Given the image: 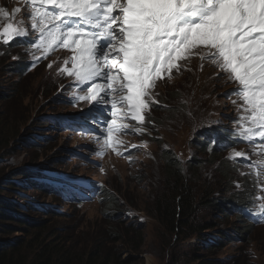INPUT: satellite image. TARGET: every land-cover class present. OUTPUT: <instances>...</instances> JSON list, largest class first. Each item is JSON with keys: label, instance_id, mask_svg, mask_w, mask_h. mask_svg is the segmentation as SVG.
Returning <instances> with one entry per match:
<instances>
[{"label": "rangeland", "instance_id": "rangeland-1", "mask_svg": "<svg viewBox=\"0 0 264 264\" xmlns=\"http://www.w3.org/2000/svg\"><path fill=\"white\" fill-rule=\"evenodd\" d=\"M16 6L23 8L22 0H0V7H5L10 12ZM23 16V20L27 24L28 18L24 11L17 14L16 19L20 20ZM14 41L11 42L12 45L0 43V184L2 181L6 182L5 179L3 180L5 177H8L13 184L7 187L0 186V199L4 204L17 209V214L31 216L33 222L37 219L47 221L43 232L62 238L74 239L76 237L82 241H90L94 246H97L99 242L105 244L102 250L103 257L100 258L102 259L101 264H170L172 261L175 264H198L207 258L218 260L223 264H264V225L254 229L249 243L236 241V228L241 226V221L236 217L238 214L226 215L228 211L221 206L226 190V187L222 185H227V180L222 178L221 186L217 188L220 176L216 175L219 169L216 171L215 164L205 162L199 178L197 174L194 176L189 171L187 164L189 157L194 154L202 160L209 157L208 151L202 152L198 146L192 143L197 140L196 137L194 140H191V135L189 138L187 137L188 133H191V124L198 125L200 123L199 120H196L199 117L194 107L195 104L189 110L192 114L188 115L189 111L186 113L187 124L185 126L178 125L173 131H171V127L175 122L171 119L170 112L163 114L164 111L161 109L164 107L153 106L151 112L157 111V116L161 114V118L165 120L161 131L157 128L154 131L148 130L147 125L144 124L147 132L151 133L150 135L133 133L135 139L138 140L136 144L140 146V158L139 156L135 158L127 152L114 156L111 154L113 152L109 151L104 156L98 155L99 161H92L90 159L96 154L87 153L89 160L86 161L85 166L102 165V167H106L102 172H108L105 180L107 187L118 190L115 192L118 206L121 209L131 210L138 216L132 225L126 222L124 226L120 227L119 234L128 242L126 245H122L120 242L113 243L114 234L107 233V223L111 224L112 231L118 229V226L114 225L105 215L106 212L114 209L112 203L96 204L99 199L94 198L92 203L95 204L74 207L75 203L71 202V206H58L60 205L58 204L59 199H56L55 196H42L40 191L38 192L33 186H30L28 179L32 176L26 177L25 165L30 164L29 167L32 166L35 170L45 171L51 168L63 170L64 161L72 162V164L68 166L70 169L61 172V182H64L68 173L78 176L79 179H76L78 181L89 180L92 183L101 181L92 172V169L88 170L82 162L75 159L76 151L69 158L66 155L73 148L77 147L80 150L84 141H80L73 135H62L59 130L55 132L51 130L52 127H49L47 121L38 119L43 115L67 113L64 111L68 109V100L75 102L72 106L74 110L76 107L83 106L82 103H77L72 99L74 88L65 84L66 77L57 74L54 69L56 65H53L52 69L47 67L51 59L49 61L40 59L33 62L31 48L17 40ZM24 53L27 54L24 55ZM37 55L39 54L37 53ZM13 57L18 58L13 59ZM52 57L56 58L54 60L58 58L56 54ZM186 63L189 67V64H194L195 61L188 60ZM19 64H21L19 67L27 68L22 74L28 75L18 79L15 76L19 77L22 74L20 75V71L12 68H17ZM30 66L33 68H29ZM183 70L187 69L184 67ZM185 73L184 71L179 74L175 73L173 81L169 79L158 81L162 85L157 89V93L161 97L157 100L165 102L169 91L174 98L177 93L175 86H180L177 85L176 80L182 79L180 77H183ZM58 77H62L61 80ZM170 86L173 88H168ZM182 87L187 98L195 100L196 103L199 101L200 94L206 92L202 101L205 108L211 109L214 117L230 121L235 115V106L231 103L229 96L225 95L234 85L224 83L217 73L207 72L203 78L201 75H197L196 78H188L182 82ZM234 98L232 97V99ZM10 99L11 101L17 100V102L11 103ZM168 104L170 105L168 109L174 110L175 116L178 117L180 113L177 105L181 104V99L174 98ZM159 105H165V103L159 101ZM205 108L198 110L199 115ZM78 111L87 116L81 108H78ZM74 115H76L75 120L81 121L77 112ZM147 118L149 117L147 116ZM78 125L81 124L78 123ZM98 128H103V125L92 127L94 133ZM158 132L161 135L159 137H162L160 143L151 139ZM95 135L98 134L95 133ZM5 136L7 137L5 138ZM146 143L148 144L146 145ZM164 143L169 144L170 148L172 147L176 151L182 150L178 159L182 163V175L187 177L184 179V183L191 187L195 199L201 198L200 210L194 214L196 219L193 221L197 230L192 225L188 229L185 226L179 230L166 229L157 219V215H151L156 202L155 196L164 194V191L167 192L165 190L167 189L166 182L169 179L167 172L173 168L171 167L173 165L168 164L164 157L163 152L166 150L163 147ZM145 146H147V151L149 149L151 151L143 154ZM57 158H61L63 163L56 162ZM101 160L104 161L101 162ZM129 162L136 165L126 166ZM34 174H36L35 171ZM241 177L239 173L237 179ZM243 180L245 181V179ZM211 188L213 189L212 197L219 194L216 197L220 199L218 204L222 208L215 214L210 213L209 207L206 206V196L211 193ZM236 188L240 189L241 186ZM108 195H113V193H108ZM30 201L31 203L39 201L41 204L43 202L46 205H56V213L46 216L36 209L34 211L18 209L20 208L18 204L27 207ZM76 202L78 204L81 200H76ZM13 203L18 204L13 205ZM29 208H32V205ZM15 216L19 217V215ZM208 223H213L212 228L201 231L200 228ZM3 225L8 226L0 235V241L4 243L22 245L24 241L34 240V233L37 235V231L33 230L36 225L31 228H23L17 224L13 226L12 222ZM217 230L226 231V234L221 236ZM39 231L41 232V230ZM249 234L247 229H243L240 238L247 240ZM134 235L138 237L135 242L139 241L140 244L137 250L133 248L135 242L132 244L130 241ZM56 238L51 237V240Z\"/></svg>", "mask_w": 264, "mask_h": 264}, {"label": "snow or ice", "instance_id": "snow-or-ice-1", "mask_svg": "<svg viewBox=\"0 0 264 264\" xmlns=\"http://www.w3.org/2000/svg\"><path fill=\"white\" fill-rule=\"evenodd\" d=\"M22 3L23 8L16 6L11 12L0 7V43L34 36L33 62L67 50V57H58L47 67L57 65V74L70 80L75 101L89 105L85 119L103 124L100 135L89 137L98 146L93 149L97 155L109 151L120 155L122 149L130 153L122 135H150L144 127L146 118L154 105L164 107L156 100L158 81L170 80L198 56L219 70L224 83L234 85L225 93L235 106L229 142L224 145L231 151L225 158L245 164L247 171L238 169L240 175L264 193V0ZM22 11L27 24L16 19ZM237 143H247L248 150L232 146ZM251 196L249 211L264 222V195Z\"/></svg>", "mask_w": 264, "mask_h": 264}, {"label": "trees", "instance_id": "trees-1", "mask_svg": "<svg viewBox=\"0 0 264 264\" xmlns=\"http://www.w3.org/2000/svg\"><path fill=\"white\" fill-rule=\"evenodd\" d=\"M12 69L20 71V75L23 73L24 70H27L25 66L18 68L14 67ZM27 75L28 74H22L19 77L15 76V78L19 79ZM202 98L203 95L201 94V99ZM9 101H11V99ZM14 101L17 102V100H12L11 103H15ZM177 107L179 113H181V108L179 106ZM166 112H170L169 115L171 119L175 122L174 126L171 127V131L176 129L178 125L182 126L183 121L181 115L176 117L174 114L175 111L171 110V108H164L163 114H166ZM202 113L203 114H201V120L204 124V121L209 116V112L207 110H204ZM155 119L159 127L162 126L165 120L164 118H161V114H159V116L156 115ZM222 126H224V124L209 127V129L207 130L204 128L203 141L199 143L197 142L198 140H196L192 143L198 146L201 149L200 151L202 152H206L209 150V157L205 160H202L194 154V156H188L189 159L187 164L189 166L190 173L194 176L197 174L198 178L202 173L201 169L203 168L205 162L215 164L216 171L217 169H219L218 174L216 175L220 176L217 188L221 186L220 180L222 178H225L227 180V185H222L226 187V190L225 195L222 199L223 205H220L222 206V208H225L228 211L226 215L230 216L232 215L231 207L237 208L240 206H244L245 204H247V199L249 198V195L244 191H239V189H235L233 185L235 180H237V178L239 177V172L235 168H233L224 158H222L223 155H221V151L218 149L221 145H224V142L227 143V140L229 142L228 135L230 128L227 126V124H225V130L219 132L220 127ZM200 127L202 128L203 125L200 124ZM6 137L7 136H5V138ZM157 141L160 142L161 140L157 138ZM210 141H215V143L208 144V142ZM171 148L163 152L168 164L173 165L171 166L173 167L172 169L169 168L172 171L167 169V176L169 177L166 182L167 189H165L167 190V192L164 191V194L159 193L160 195L155 196L156 202L154 203L151 215H157V219L166 229L179 230L182 229L184 226L187 227L186 229H188V227L192 225L194 229L197 230L198 228L193 225V221L194 219H196L194 213L200 210L201 198L195 199L192 195L191 187L184 183V179L187 177L182 175V163L178 159V155L182 153V150L179 149L178 151H176L174 148ZM27 167H29V164L24 166V168ZM4 179L6 180V182L2 181L0 186L7 187L8 185H13L8 177L3 178V180ZM191 180H193V178H191ZM212 194L213 189L211 188V193L206 196V206L209 207L210 213L215 214L217 211H221L222 208H220L221 206H219L218 204V201L220 199L216 197L219 194L214 195L213 197ZM16 204L13 203V205ZM18 205L20 206V208L18 209H20L21 211L27 209L32 211V208H29V206H31V201L27 204V207H23L20 204ZM15 215H19V217L17 218ZM49 215L50 214H47L46 216ZM7 222H12L13 226L17 224L23 228H31L32 226L36 225L33 230H35V232L37 231V235H35L34 233V240H28V242L24 241V244L22 245H15L14 243H4L3 241H0V264H101L102 259L100 258L103 257L102 250L105 244H101L99 242L97 246H94L92 242L82 241L78 238L76 239V237H74V239L65 237L62 238L61 236L55 234L43 232L47 226V221L43 219H37L33 222L31 216L17 214V209L11 207L8 204H4L2 202V199H0V235L3 233L4 229L8 227L3 225ZM208 225L210 227L206 228V226ZM259 225H264V222H259ZM117 226L118 229L115 231V233H112L114 234L112 237V242H120L122 245H126L128 242L121 234H119L121 231L120 227L123 226V223L119 222L117 223ZM212 226L213 223H208L204 227L202 226L200 230H208L212 228ZM245 229H247L250 233L246 240V243H249V241L251 240V236L253 235L254 228L250 225H246ZM39 230H41V232ZM217 232H219L221 236L222 233H224L223 230H217ZM51 237L57 238L55 240H51ZM136 238L138 237L135 235L134 237H131V243L135 242ZM139 245V241L135 242L133 244V248L137 250L139 248ZM107 254H105V256H107ZM110 255L112 256V254ZM170 264L175 263L172 261ZM198 264L223 263L215 259L207 258L203 259V261Z\"/></svg>", "mask_w": 264, "mask_h": 264}, {"label": "clouds", "instance_id": "clouds-1", "mask_svg": "<svg viewBox=\"0 0 264 264\" xmlns=\"http://www.w3.org/2000/svg\"><path fill=\"white\" fill-rule=\"evenodd\" d=\"M196 57L197 56H193L190 59V60H194L195 63L194 64H189V67H188V63L184 64V67L187 70H183L182 69L181 72L184 71L186 73L184 74L183 77H180L182 79L176 80L177 85H180V86H175L176 89H177V93L175 94L174 98L181 99V104L177 105V106H179L181 108L180 115H181V118H182V121H183L182 126H185L187 124L188 121H187V118H186V113L191 109L192 105L195 104L194 107H195V110H197L196 113H197V116L199 117V119H196V120H199L200 123L198 125L197 124H191V127H190V132L191 133H188L187 136L189 138L190 135H191V139L192 140H194V137H196L197 140H198L197 142L200 143L201 141H203L204 128L207 130V129H209V127H213V126H216V125L218 126V125L224 124V126L220 127V130H219V132H220L222 130H225V128H226L225 124H227V126L229 128H231L233 126V120L231 119L230 121H228V119L227 120H223L221 118H216V117H214L215 115H213L211 113L212 111H211L210 108H205L204 107V103L202 101L203 98L201 99V94L204 97V94H206V92H203V93L200 94L199 101L197 103L195 102V100L187 98V95L183 93L182 82L184 80L188 79V78H196L197 75H200V73H198V71H196V68H195V67L199 66V61H198V59ZM19 66H21V64H19L18 67ZM206 73L207 72H205V74ZM58 78H59V80H61V77H58ZM174 78H175V73L173 74V77L170 79V81H173ZM67 81L69 82L68 78L66 79V83L65 84H67ZM55 84H57V83H55ZM65 84H62V85H65ZM160 85H162V84L161 83H157V87L155 89L156 93H157V89H158V87H160ZM168 88L172 89L173 87L170 86ZM159 98H161V97H160V95L158 93L156 95V100L159 99ZM174 98L171 96V92L169 91L168 94H167V99H166L165 102L163 100H157V101H161V102L165 103L164 108H168V106H170L168 103L170 102V100H172V99L174 100ZM72 99H74V97ZM58 100H60V99H58ZM80 103H82L83 106L76 107V109L74 110L72 106L75 104V102L74 101L72 102L71 100H68L67 101L68 109H65V111H64V112H67V113H61L60 115L57 114V113H55V115H53V114L43 115V116H41L42 118L40 117L38 119H43V120L47 121L49 127L50 128L52 127L51 130H53L55 132H57L59 130V131H61L62 135H65V136L73 135L74 137H77L80 141H84L85 143L81 142L82 146H80V150L77 149V147L73 148L69 153H66V155L69 158V157H71L72 153L74 151H76L75 154H74L75 159L80 161V162H82L84 164V166H85L86 161L89 160L87 153L90 154V155L96 154V151H94L93 149L94 148L98 149V146L96 145L95 141L92 140V139H89V137L90 136H94L95 133L100 135V132L103 129V128H98L95 131V133H94V129H92V127H97V126L103 125V124L102 123H96V122H93L91 120H86L85 118L88 116L89 105L87 103H85V102H80ZM154 106H157V105H154ZM78 108H81L82 110H84L87 116L82 115L78 111ZM164 108L161 109V110L164 111ZM200 108H205L204 110H207L209 112V116L204 121V124L202 123V120H201V116L202 115H199V111L198 110ZM76 112L78 114V117L81 119V121L80 120H75V116L76 115H74V114H76ZM156 113H157V111H153V112H151L150 115H148L149 118H146L145 125H147L148 130L152 129L154 131L155 128L160 129V131L162 130V127L161 126L159 127L157 122H156L155 118H156V115H158V113L157 114ZM200 114H203V113H200ZM213 119L218 121V122L222 121V123L217 124V123L213 122ZM148 121H152V123H149ZM78 123H80L81 125H78ZM200 124L203 125L202 128L200 127ZM82 126H84L87 129H89V131H85L84 127H82ZM195 132H196V134H195ZM159 134H160V132H158L156 135L151 137V139L155 140V141H157V138L162 140L161 139L162 137H159V136H161ZM121 139L126 142L125 143V147L130 149V153H129V151H124L123 149L121 150L122 153L123 152H127V153L131 154L135 158H137L138 156L140 158L139 148L138 149L131 148V145L136 144L137 141H138V140L135 139L133 133L122 135ZM158 143H160V142H158ZM210 143L212 144L213 142L212 141L208 142V144H210ZM147 144L148 143H146V145ZM136 145H138V144H136ZM232 146L237 148L238 150H244V151L248 150L247 148L244 149V144H238L237 143V144H234ZM163 147L166 150L170 149V145L167 144V143H164ZM146 148H147V146H145V148H143V151H142L143 154L148 152V151H151V149H149L147 151ZM218 149L221 151V155H223L222 158H224L233 168H235L237 171H238V169L240 171H244V169L240 166L241 163L230 162V161H228L225 158L227 156L228 152L231 151V148H225L224 145H221ZM208 153H209V150H208ZM111 154L114 155V156L117 155L114 152L111 153ZM61 158H57V159H55V161L56 162H58V161L62 162ZM63 159H65V158H63ZM90 160L99 161L100 158L96 154V156H94V157L92 156V158ZM103 161L104 160H101V162H103ZM74 163H76V162H74ZM70 164H72V162H67V161L65 162L64 161L63 170L56 169V168H51V169H48V170H45V171H43V170H35L32 166H30V167L25 168V174H26V177L32 176V178L28 179V181L30 183V186H33L38 192L40 191V194L42 196H49V197L55 196L56 199H59L58 204H60V205H58V206H66V205L67 206H71L70 205L71 202L75 203L74 207H76V206H79V207L80 206H85V205H88V204H95V203H92V199L95 198V199H99V202H97L96 204H100V205L101 204L102 205L109 204V203L113 204V208L114 209L112 211L106 212L105 215L113 222L114 225L117 226V223H119V222L123 223V226L125 225L126 222H128L130 225L135 223L136 217H138V216L134 212H132L131 210L121 209L120 206H118V204H117L118 203V199L115 196V192H118V190L110 188V187H107V184H106L105 180H106L108 172H102L101 171L102 168H103V170H105V168H106V167H102V165H100V166L96 165V166H92V167L85 166L88 170L92 169V172L95 175H97L96 177L98 179H100L101 182H96V183H91V184L88 183V184L83 185L81 187L69 186L68 183L73 182L76 179H79V177L75 176V175H73L71 173H68V175L65 177V186L64 187H62V185H60V184H56L57 181L61 180V172L65 171L67 169H70V168H68V166ZM135 165L136 164H132V162H129V163L126 164V166H131V167L135 166ZM73 168H75V167H73ZM34 171L36 172L37 175L34 174ZM240 171H238V172L240 173ZM242 177L243 178H239V179L235 180L233 186L235 187V189H237L236 185L239 184L241 186L239 191L246 192L249 195V198L247 199V204H245L244 206H240V207H237V208L231 207L232 208V215L231 216H234L235 214L236 215L238 214L236 217L241 221V226L236 228V231H237L236 241L246 242L245 238L244 239L240 238V234H241L242 230L245 229L246 225H250L254 229L257 228V227L263 226V225H259V221L254 217V213L252 211H249V209H253V204L251 202V200H252L251 194L252 193H256L257 195H264V193L257 192V190L252 186L251 181H248V179H250L249 177H247V176H242ZM243 179H245V181ZM95 186H96V189L94 188ZM60 188H61V192H60ZM96 191L98 192V194H96L93 198H89L87 200H81V202H79L77 204L75 198L78 195H80L82 193L90 194V193H93V192H96ZM247 191H251V192L249 193ZM108 193H113V195H108ZM31 205L33 206L32 207V211H34V209H36V211H40V212L44 213L45 215L51 214V213H56V210H57L55 208L56 205H51V204H47L46 205L43 202L41 204V202H39V201L35 202V203H31ZM196 212H199V211H196ZM241 218H243V219H241ZM106 226L108 228L107 233H111V234L115 233V231H112L111 224L107 223ZM223 232L224 233H222V234H226V231H223Z\"/></svg>", "mask_w": 264, "mask_h": 264}, {"label": "bare ground", "instance_id": "bare-ground-1", "mask_svg": "<svg viewBox=\"0 0 264 264\" xmlns=\"http://www.w3.org/2000/svg\"><path fill=\"white\" fill-rule=\"evenodd\" d=\"M88 183L91 184L92 182H90L89 180H83V181L75 180V181L70 182L68 184H69V186H78V187H81V186L86 185ZM56 184H60V185H62V187H64L65 186V179H64V182H61V180H59V181L56 182ZM94 188L96 189V186ZM96 193H97V191L96 192H93V193H90V194L82 193V194L78 195L75 198V200H86V199H89L90 196L95 195Z\"/></svg>", "mask_w": 264, "mask_h": 264}]
</instances>
